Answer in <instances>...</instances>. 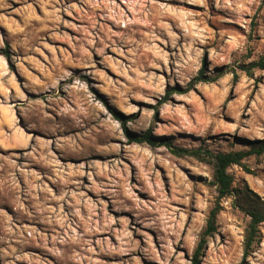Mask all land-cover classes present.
Listing matches in <instances>:
<instances>
[{"label":"rangeland","instance_id":"obj_1","mask_svg":"<svg viewBox=\"0 0 264 264\" xmlns=\"http://www.w3.org/2000/svg\"><path fill=\"white\" fill-rule=\"evenodd\" d=\"M5 44L13 95L0 100L14 127L0 131V264H191L217 194L211 165L129 142L110 108L129 131L183 147L263 138L264 68L238 65L264 55V0H0ZM202 68L237 78L158 103ZM243 163L228 169L233 187L263 195L264 154ZM232 201L198 264H264V223L243 257L248 216Z\"/></svg>","mask_w":264,"mask_h":264},{"label":"trees","instance_id":"obj_2","mask_svg":"<svg viewBox=\"0 0 264 264\" xmlns=\"http://www.w3.org/2000/svg\"><path fill=\"white\" fill-rule=\"evenodd\" d=\"M0 54L8 61L9 68L13 69V65L10 62L12 52L7 44L0 49ZM254 67L260 69L264 68V55L257 61L238 65V68L245 73H250ZM227 72L232 73L233 79L237 78V73L233 69L221 70L214 76H208L203 73L202 68L187 82L184 88L172 87L167 89L165 95L159 99L158 103L162 104L166 102L168 96L173 92L189 91L195 84L200 82H213ZM110 112L115 119L121 121L123 132L129 142L146 143L153 147L164 146L174 156H191L211 165L212 183L215 186L217 194L214 205L209 210L205 225L199 234L196 246L193 250L191 264H198L199 257L202 254L208 238L216 231V220L221 210V199L228 196H232V204L248 216V222L244 228L242 241V256H248L254 245L260 241V225L264 223V194H257L247 185L233 187V175L228 169L231 165H239L244 170L249 171V168L243 163V160L249 155L259 156L264 154V137L247 140V149L213 151L203 146L189 148L173 143L167 136H155L151 133L150 129L142 133L131 132L126 128L122 114L112 108H110Z\"/></svg>","mask_w":264,"mask_h":264},{"label":"crops","instance_id":"obj_3","mask_svg":"<svg viewBox=\"0 0 264 264\" xmlns=\"http://www.w3.org/2000/svg\"><path fill=\"white\" fill-rule=\"evenodd\" d=\"M12 86H13V76L9 71L7 60L3 55L0 54V94L1 96L3 95L4 97H9L10 95L11 97V95H13V92L12 90L8 92V89L9 88L12 89ZM0 112H2L4 116L2 118V121H4V124L0 123V131L5 136H8V133H12V129L14 127V110H13V106L11 102L5 99L0 100ZM14 133L19 138L23 137L21 132L17 128L15 129ZM24 139L26 140L25 137ZM2 145L5 146L6 144L3 143Z\"/></svg>","mask_w":264,"mask_h":264}]
</instances>
